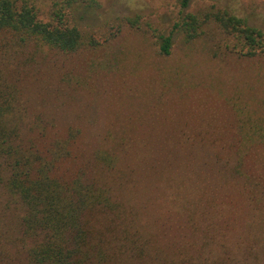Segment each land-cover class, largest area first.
Instances as JSON below:
<instances>
[{"label": "rangeland", "instance_id": "rangeland-1", "mask_svg": "<svg viewBox=\"0 0 264 264\" xmlns=\"http://www.w3.org/2000/svg\"><path fill=\"white\" fill-rule=\"evenodd\" d=\"M54 1L27 0L44 20ZM95 1L89 11L88 0H76L72 9L76 23L99 40L94 48L36 53L0 35V70L21 87L25 134L44 127L50 142L80 129L73 150L126 213L114 237L123 248L140 249L122 253L125 262L239 264L242 254L233 242L200 248L194 226L205 220L198 209L201 191L214 192L213 185L235 178L234 158L219 145L239 142L240 110L264 126V56L226 51L225 36L212 23L191 41L176 26L187 13L203 17L216 5L264 30V0H191L188 6L182 0ZM161 34L173 35L169 56L159 52ZM99 149L118 156L113 168L93 159ZM5 190L0 185V264H26L33 242L22 230L24 208ZM243 206L237 223L214 219L215 232L229 237L254 226L262 239L249 264H264V139L262 211L251 218Z\"/></svg>", "mask_w": 264, "mask_h": 264}, {"label": "trees", "instance_id": "trees-1", "mask_svg": "<svg viewBox=\"0 0 264 264\" xmlns=\"http://www.w3.org/2000/svg\"><path fill=\"white\" fill-rule=\"evenodd\" d=\"M190 1L182 0V5L188 6ZM75 2L54 1L49 20H44L37 7L27 0H0V35L8 38L11 46L35 47L36 53L48 49L72 53L87 46L94 48L100 42L74 20ZM95 2L88 0L85 8L89 11ZM210 23L225 36L222 46L226 51L247 57L264 56V30L226 7L211 5L203 17L187 13L176 27L191 41L202 38ZM159 42L160 54L171 55L173 35L161 34ZM14 79L0 70V185L24 208L22 230L33 242L26 264H134V259L132 263L125 262L121 256H130L139 247L123 248L114 237L116 221L126 214L123 204L99 184L90 172L91 164L72 148L81 137L80 129L54 135L50 142L46 141L49 138L44 127H29L25 134V114L20 106L22 90ZM237 116L239 142L219 145L222 153L234 158L235 178L216 183L210 188L214 192L201 191L198 209L205 220L195 223L194 228L199 233L200 248L206 246L213 251L231 241L242 254L239 264H249L253 254L257 255L255 245H260L262 239L257 241L254 226L233 238L227 232H215L214 222L220 218L237 223L244 212L240 214L241 204L246 205L243 207L251 218L262 211L264 126L245 111L240 110ZM93 155L95 161L108 168L117 163L118 156L107 149L96 150ZM235 190L240 194L238 199L231 192ZM224 227L222 230H226ZM193 259L190 258V264H198ZM185 263L184 259L179 264Z\"/></svg>", "mask_w": 264, "mask_h": 264}]
</instances>
